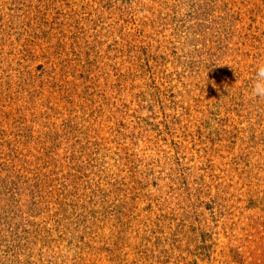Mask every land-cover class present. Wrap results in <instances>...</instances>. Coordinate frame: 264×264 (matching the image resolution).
I'll use <instances>...</instances> for the list:
<instances>
[{
	"label": "rangeland",
	"instance_id": "374dc122",
	"mask_svg": "<svg viewBox=\"0 0 264 264\" xmlns=\"http://www.w3.org/2000/svg\"><path fill=\"white\" fill-rule=\"evenodd\" d=\"M264 0H0V264H264Z\"/></svg>",
	"mask_w": 264,
	"mask_h": 264
},
{
	"label": "clouds",
	"instance_id": "9594fccd",
	"mask_svg": "<svg viewBox=\"0 0 264 264\" xmlns=\"http://www.w3.org/2000/svg\"><path fill=\"white\" fill-rule=\"evenodd\" d=\"M251 95L264 98V65L257 67L256 76L251 87Z\"/></svg>",
	"mask_w": 264,
	"mask_h": 264
}]
</instances>
